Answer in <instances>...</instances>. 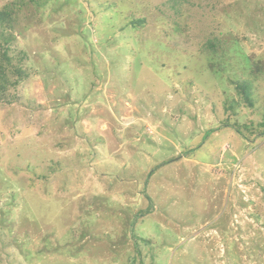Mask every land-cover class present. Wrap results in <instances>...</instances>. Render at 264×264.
<instances>
[{"label":"rangeland","instance_id":"1","mask_svg":"<svg viewBox=\"0 0 264 264\" xmlns=\"http://www.w3.org/2000/svg\"><path fill=\"white\" fill-rule=\"evenodd\" d=\"M5 5L0 264H264V0Z\"/></svg>","mask_w":264,"mask_h":264},{"label":"trees","instance_id":"2","mask_svg":"<svg viewBox=\"0 0 264 264\" xmlns=\"http://www.w3.org/2000/svg\"><path fill=\"white\" fill-rule=\"evenodd\" d=\"M97 1V0H94ZM77 2V1H76ZM112 4H109L108 7L104 4V2L101 4H98L97 9L95 10L94 16L100 17V19H106L108 18V14L106 13L107 10L110 8H115L114 12L121 13L120 9L118 10L117 4H113L115 2H111ZM16 6H10L5 5L3 8L0 9V101L1 100H8V95L6 94L7 90L12 87H16L20 81H24L28 76L26 73L21 69L19 66H15L12 64L11 58L8 56L9 46L10 43H12L13 34H6L4 35V32L6 30H13L14 25L16 23ZM104 24V23H103ZM144 24V20H133L130 23H128L126 26L122 27L120 29L123 34H127L125 29H128L129 32H135L138 30L142 25ZM131 28V29H130ZM14 31V30H13ZM102 39V38H101ZM239 42V39H237ZM102 41V40H101ZM206 51L208 53L217 54L218 49H221L220 54L225 53L224 48V42H219L217 37L211 36L209 40L206 41ZM114 45H116V41L113 42ZM91 49V45L88 46ZM228 48V47H227ZM228 50H231V46ZM227 51V50H226ZM92 55V54H89ZM247 59L250 62L248 66V74L253 77L254 79L259 78L262 74H264V60H260L255 58L253 54H247ZM93 62V61H92ZM91 62V64H92ZM94 65V64H93ZM92 65V66H93ZM208 69L210 71H213L215 69H222L221 63L216 62L214 60L213 55L210 57V61L207 62ZM9 75H13L14 79H9ZM17 77V79H16ZM250 79V78H249ZM235 90L241 100L244 102V105L251 108L253 106V100L251 99L250 95V88L249 84H243V83H235ZM236 125V124H234ZM261 127L258 125L260 129H257V134L263 135L264 134V123ZM232 127L237 131L241 132L240 128H245V126H233ZM263 129V130H262ZM256 132V131H255ZM243 133V132H242ZM254 131L251 130V135H254ZM189 152V151H188ZM170 162V161H168ZM166 162V163H168ZM165 163V162H164ZM148 199V197H146Z\"/></svg>","mask_w":264,"mask_h":264}]
</instances>
